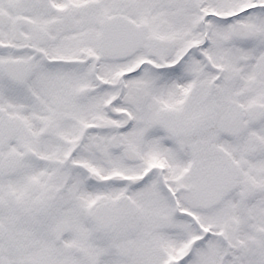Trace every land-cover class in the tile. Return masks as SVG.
<instances>
[{
  "label": "snow or ice",
  "instance_id": "6c2138e0",
  "mask_svg": "<svg viewBox=\"0 0 264 264\" xmlns=\"http://www.w3.org/2000/svg\"><path fill=\"white\" fill-rule=\"evenodd\" d=\"M0 264H264V0H0Z\"/></svg>",
  "mask_w": 264,
  "mask_h": 264
}]
</instances>
